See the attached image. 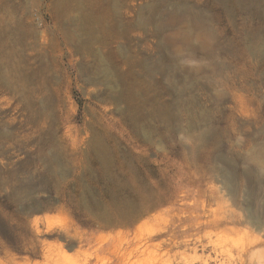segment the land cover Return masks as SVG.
<instances>
[{"label":"rangeland","instance_id":"rangeland-1","mask_svg":"<svg viewBox=\"0 0 264 264\" xmlns=\"http://www.w3.org/2000/svg\"><path fill=\"white\" fill-rule=\"evenodd\" d=\"M260 152L264 0H0V264H264Z\"/></svg>","mask_w":264,"mask_h":264},{"label":"bare ground","instance_id":"bare-ground-1","mask_svg":"<svg viewBox=\"0 0 264 264\" xmlns=\"http://www.w3.org/2000/svg\"><path fill=\"white\" fill-rule=\"evenodd\" d=\"M182 34V33H181ZM255 160L257 161V162H260V163H262L263 165H264V153H258V154H256L255 155ZM41 210H39V209H37V210H33V213H38V212H40ZM68 228V227H67ZM71 229V228H70ZM58 232V231H57ZM63 235V234H62ZM69 235V234H68ZM71 236V235H70ZM75 236H77V235H75ZM78 239H79V237H78ZM72 244V243H71ZM138 245V244H137ZM141 245H142V243H141ZM115 246V245H114ZM66 247V246H65ZM135 247V246H134ZM122 248V247H121ZM120 248V249H121ZM116 249V248H115ZM123 250V249H122ZM115 251V250H114ZM139 251H140V248H134V249H132L131 251H128V250H125V251H123L122 253H118L117 252V254H116V257H115V259H113V260H110V261H108V263L107 264H137V262L140 260H136V261H134L133 262V260H135L136 258H138V253H139ZM144 251V250H143ZM142 253V252H141ZM135 258V259H134ZM19 261H20V259H19ZM30 261V260H29ZM44 262V261H43ZM142 262H140V264H141ZM139 264V263H138ZM144 264V263H143Z\"/></svg>","mask_w":264,"mask_h":264}]
</instances>
